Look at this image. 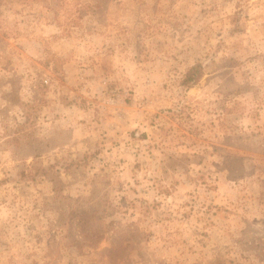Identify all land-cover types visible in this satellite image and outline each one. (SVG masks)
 <instances>
[{
  "label": "rangeland",
  "instance_id": "374dc122",
  "mask_svg": "<svg viewBox=\"0 0 264 264\" xmlns=\"http://www.w3.org/2000/svg\"><path fill=\"white\" fill-rule=\"evenodd\" d=\"M0 264H264V0H0Z\"/></svg>",
  "mask_w": 264,
  "mask_h": 264
},
{
  "label": "trees",
  "instance_id": "16d2710c",
  "mask_svg": "<svg viewBox=\"0 0 264 264\" xmlns=\"http://www.w3.org/2000/svg\"><path fill=\"white\" fill-rule=\"evenodd\" d=\"M199 67V66H198ZM198 69V68H197ZM191 70H194L195 71V68H191ZM196 73V71H195ZM190 75V74H189ZM198 77V76H197ZM193 78V77H192ZM192 78L188 79L189 81L193 80Z\"/></svg>",
  "mask_w": 264,
  "mask_h": 264
}]
</instances>
